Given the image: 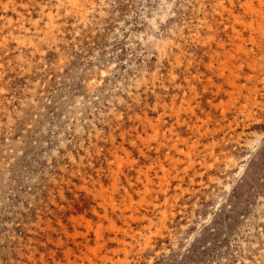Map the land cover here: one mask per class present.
<instances>
[{"label": "rangeland", "instance_id": "obj_1", "mask_svg": "<svg viewBox=\"0 0 264 264\" xmlns=\"http://www.w3.org/2000/svg\"><path fill=\"white\" fill-rule=\"evenodd\" d=\"M247 1L0 0V264H264Z\"/></svg>", "mask_w": 264, "mask_h": 264}, {"label": "bare ground", "instance_id": "obj_2", "mask_svg": "<svg viewBox=\"0 0 264 264\" xmlns=\"http://www.w3.org/2000/svg\"><path fill=\"white\" fill-rule=\"evenodd\" d=\"M262 2V1H261ZM247 4L248 5H250V3H249V0L247 1ZM249 7H251V6H249ZM259 49V48H258ZM235 57V56H234ZM252 68H254V67H252ZM238 74V73H237ZM248 77V76H247ZM231 80V79H230ZM240 85V84H239ZM238 86V85H237ZM151 123V122H150ZM128 156V155H127ZM141 191V190H140ZM126 208V207H125Z\"/></svg>", "mask_w": 264, "mask_h": 264}]
</instances>
